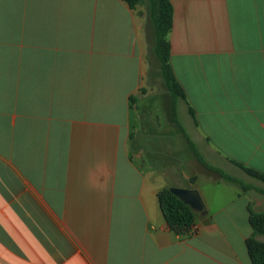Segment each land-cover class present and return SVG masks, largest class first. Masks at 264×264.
Segmentation results:
<instances>
[{
  "label": "crops",
  "instance_id": "obj_1",
  "mask_svg": "<svg viewBox=\"0 0 264 264\" xmlns=\"http://www.w3.org/2000/svg\"><path fill=\"white\" fill-rule=\"evenodd\" d=\"M170 1L183 119L209 164L264 173V0ZM154 45L146 7L0 0V264H251L249 207L264 212V194L207 171L203 188L197 173L179 179L147 141L140 102L157 71L163 85ZM172 187L205 204L186 236L158 202Z\"/></svg>",
  "mask_w": 264,
  "mask_h": 264
},
{
  "label": "trees",
  "instance_id": "obj_2",
  "mask_svg": "<svg viewBox=\"0 0 264 264\" xmlns=\"http://www.w3.org/2000/svg\"><path fill=\"white\" fill-rule=\"evenodd\" d=\"M125 3L131 10L146 7L150 21L155 31V45L153 52L160 65V74L165 84L166 90L171 94L173 101V116L175 122L181 129L182 134L188 139L184 127L177 118V104L179 101H187L186 92L177 80L171 65V45L169 34L173 28L174 8L170 0H119ZM163 84V85H164ZM131 103H136L137 98H131ZM190 115L195 118V111L189 108ZM190 141V138L188 139ZM191 148L201 166L212 176L236 183L244 189H254L264 194V190L247 184L239 178L233 177L223 170L209 164L200 155L196 146L190 141ZM232 164L239 168L246 176L264 184V173L254 168L248 167L241 162L229 159ZM194 181V179H193ZM158 202L169 228L179 236H186L192 232L196 212L187 204L178 199L170 192V188H165L157 194ZM249 223L253 230V235L246 239L245 245L251 264H264V241L258 239L264 236V212H256L249 207Z\"/></svg>",
  "mask_w": 264,
  "mask_h": 264
},
{
  "label": "rangeland",
  "instance_id": "obj_3",
  "mask_svg": "<svg viewBox=\"0 0 264 264\" xmlns=\"http://www.w3.org/2000/svg\"><path fill=\"white\" fill-rule=\"evenodd\" d=\"M157 73L158 76H156L154 79V88H148L147 95L143 96V99L140 102V114L142 119L141 121L143 122V127L152 130L149 133V137L151 136V138L148 137L147 141L154 143V145L163 146L165 147V151L168 150L170 152V155H172V159L175 163L176 173L177 175H179V179L181 178L182 173H197L199 174L200 178L199 185L201 186V188H203L205 187V185H207L206 176L208 173L197 161L196 156L191 148L190 141H192L193 144L196 146V149L203 157V159L207 161L205 155L203 154L204 151L202 149V147L204 146V142L198 138L197 132H195L191 125L187 123V121L185 120L187 119V117L183 119L182 111L180 110V107L177 104L176 114L178 121L184 127L185 132L188 135V139L190 138V141L182 134L180 127L174 120V116L171 114L170 107L171 105H173L171 103L172 101L170 100L169 96H166L167 90L165 88V84L163 83L164 85H162L159 72L157 71ZM155 124H157L160 129L158 133L154 131ZM155 135L160 137L153 141L152 137ZM138 153L139 148L134 146L133 154L136 155ZM163 166H165L164 163ZM165 169L163 171L160 170L159 172L162 171L161 173H164L166 172ZM229 172L226 173L233 177L239 178L246 183H250L251 181H253L251 179L246 178L247 176L245 174H241L238 172V174H236L235 170ZM165 184H168L167 180L165 181ZM252 209L255 210L253 206Z\"/></svg>",
  "mask_w": 264,
  "mask_h": 264
},
{
  "label": "water",
  "instance_id": "obj_4",
  "mask_svg": "<svg viewBox=\"0 0 264 264\" xmlns=\"http://www.w3.org/2000/svg\"><path fill=\"white\" fill-rule=\"evenodd\" d=\"M170 192L187 204L196 213H200L205 209L204 201L197 189L172 187L170 188Z\"/></svg>",
  "mask_w": 264,
  "mask_h": 264
}]
</instances>
